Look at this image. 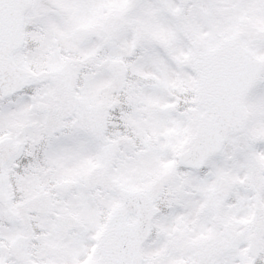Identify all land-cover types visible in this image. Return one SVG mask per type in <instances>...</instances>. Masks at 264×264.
Segmentation results:
<instances>
[{
	"label": "snow or ice",
	"instance_id": "obj_1",
	"mask_svg": "<svg viewBox=\"0 0 264 264\" xmlns=\"http://www.w3.org/2000/svg\"><path fill=\"white\" fill-rule=\"evenodd\" d=\"M0 264H264V0H0Z\"/></svg>",
	"mask_w": 264,
	"mask_h": 264
}]
</instances>
